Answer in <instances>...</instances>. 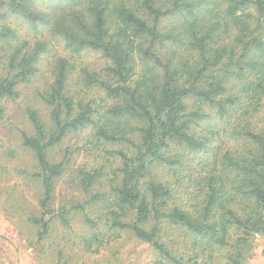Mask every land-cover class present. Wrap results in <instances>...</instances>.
I'll list each match as a JSON object with an SVG mask.
<instances>
[{"label": "trees", "instance_id": "16d2710c", "mask_svg": "<svg viewBox=\"0 0 264 264\" xmlns=\"http://www.w3.org/2000/svg\"><path fill=\"white\" fill-rule=\"evenodd\" d=\"M45 54L40 104L13 127L36 201L16 212L0 190L36 264L102 259L124 236L144 264H245L264 234V0H0V120ZM85 130L104 155L74 169L84 196L55 204L78 149L59 145Z\"/></svg>", "mask_w": 264, "mask_h": 264}, {"label": "rangeland", "instance_id": "374dc122", "mask_svg": "<svg viewBox=\"0 0 264 264\" xmlns=\"http://www.w3.org/2000/svg\"><path fill=\"white\" fill-rule=\"evenodd\" d=\"M12 21L13 25H17L15 26L18 30L23 33L28 32L26 26L19 22L18 19L14 18ZM54 47L58 52L62 51L59 45H54ZM78 57V60L87 63L88 67L93 70L99 71L101 66H103V60L97 52L83 51L79 53ZM49 59L50 54H45L40 62L42 74L38 73L31 81L21 83L19 96L14 100L4 102L5 115L0 120V139L4 142V146L0 148V190H10L13 193V204L16 212L21 209L19 205L35 203L36 186L29 176H22L17 172V167L27 168L32 164L33 160L29 152L19 146L17 147L16 137L18 132L15 131L14 133L13 127L14 125L26 127V108L39 106L40 103L35 97L36 90L38 86L44 84L45 77H48L46 63ZM88 138V130H85L70 135L59 145V149L63 151L67 147H78V149L75 150V154L72 156V167L56 182L55 204L60 201L73 200L84 196L82 190L75 182L74 169L85 163L90 165L94 160L95 153L99 152L100 155H104L102 150H89L90 146L85 144ZM9 149L14 150L12 156L7 154ZM99 160L101 158H98L95 163ZM101 188L107 189V186L103 183ZM5 203L7 202H4L2 195H0V208L2 206L6 207L7 204ZM76 219H74L73 225L75 231L78 232L82 229L80 228V221ZM15 227L19 231H24L25 226H19L18 220L14 219V217L11 219L10 215L0 209V257L3 259V264H36L40 262L37 259L40 255L42 256V261H44L45 258L39 250L35 249V251H32V248L27 247L23 239L17 237ZM253 246L251 257L246 260L245 264H264V234H256L254 236ZM108 247L109 251L102 259L98 257L99 255H88L83 260H79L81 256L75 250L69 249L66 250V254L70 256L69 264H99L100 261L101 264H144L149 257L146 244H139L125 236L119 241L111 243Z\"/></svg>", "mask_w": 264, "mask_h": 264}]
</instances>
